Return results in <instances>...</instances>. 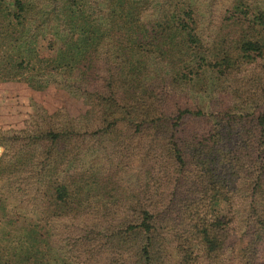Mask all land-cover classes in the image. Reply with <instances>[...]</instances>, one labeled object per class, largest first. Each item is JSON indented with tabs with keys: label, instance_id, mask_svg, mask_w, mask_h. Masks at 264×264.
Here are the masks:
<instances>
[{
	"label": "trees",
	"instance_id": "1",
	"mask_svg": "<svg viewBox=\"0 0 264 264\" xmlns=\"http://www.w3.org/2000/svg\"><path fill=\"white\" fill-rule=\"evenodd\" d=\"M188 1L0 0V77L88 106L1 133L0 264H264V0Z\"/></svg>",
	"mask_w": 264,
	"mask_h": 264
},
{
	"label": "rangeland",
	"instance_id": "2",
	"mask_svg": "<svg viewBox=\"0 0 264 264\" xmlns=\"http://www.w3.org/2000/svg\"><path fill=\"white\" fill-rule=\"evenodd\" d=\"M154 1H157V4L162 8L165 5L167 6V0ZM192 2L193 0L188 1L187 4ZM198 5L201 4L198 2ZM195 11L200 12L202 16L203 14L207 15V10L203 5L201 7L197 6ZM48 43H50V40L47 37L41 39L37 44L38 60L54 57L53 45L51 43L50 47ZM28 77L27 75L12 80H5L0 77V136L5 131L23 129L26 122L39 107L43 108L49 114L62 111L71 117H77L85 113L88 106L81 98L74 97L65 89L50 84L42 89H35L28 84ZM3 151L4 147L0 142V156ZM3 190L5 191L4 188ZM5 197L8 200L10 209L14 213V218L18 221V225L23 223L24 219L20 213L25 214V211L21 207V205H24L22 204L24 202H20L15 196L9 193L5 194ZM58 252L60 253V250ZM53 264L66 263L60 261V259H56Z\"/></svg>",
	"mask_w": 264,
	"mask_h": 264
}]
</instances>
